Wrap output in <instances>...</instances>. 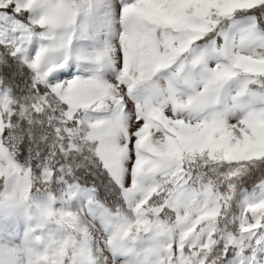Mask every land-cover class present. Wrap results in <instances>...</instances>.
Wrapping results in <instances>:
<instances>
[{
	"label": "snow or ice",
	"instance_id": "snow-or-ice-1",
	"mask_svg": "<svg viewBox=\"0 0 264 264\" xmlns=\"http://www.w3.org/2000/svg\"><path fill=\"white\" fill-rule=\"evenodd\" d=\"M0 264H264V0H0Z\"/></svg>",
	"mask_w": 264,
	"mask_h": 264
},
{
	"label": "rangeland",
	"instance_id": "rangeland-1",
	"mask_svg": "<svg viewBox=\"0 0 264 264\" xmlns=\"http://www.w3.org/2000/svg\"><path fill=\"white\" fill-rule=\"evenodd\" d=\"M5 213L7 212V209L3 210ZM33 227L39 229L41 227V225L38 222H33ZM37 237H39V231L37 232ZM57 246H62V244H60L59 242H56ZM41 252L44 251V246H41Z\"/></svg>",
	"mask_w": 264,
	"mask_h": 264
}]
</instances>
